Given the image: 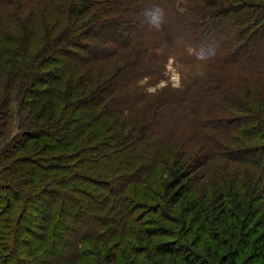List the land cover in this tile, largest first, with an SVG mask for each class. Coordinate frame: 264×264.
<instances>
[{"label":"trees","instance_id":"16d2710c","mask_svg":"<svg viewBox=\"0 0 264 264\" xmlns=\"http://www.w3.org/2000/svg\"><path fill=\"white\" fill-rule=\"evenodd\" d=\"M125 1L0 0V264H264V1L190 0L225 36L195 99L139 84L160 48Z\"/></svg>","mask_w":264,"mask_h":264},{"label":"rangeland","instance_id":"374dc122","mask_svg":"<svg viewBox=\"0 0 264 264\" xmlns=\"http://www.w3.org/2000/svg\"><path fill=\"white\" fill-rule=\"evenodd\" d=\"M149 1L150 0H137L134 4L130 2L131 4L129 6L127 4V0L125 1V4H122V6L121 4H117L115 6L117 11L123 13L122 15L130 14L133 20H137L135 22L138 25V30L142 31V28L147 26L152 28L150 30V34H145V36L151 41H156L159 44L160 49L155 51L156 53L153 54L152 59L153 63L158 65V67H155L153 72H150L143 79H141L139 84L143 87L146 86V92H148V94H156L165 88V92L168 94V96L173 93H182L183 91L185 97H191L192 95L193 99L198 98L199 96L194 95L200 94L196 91V87L195 91L193 92V86L195 85L196 81L195 78L208 74L212 71V67H210L208 62L205 60L208 54L206 53L204 55V51L210 48V40L216 41L212 43L213 45H211L213 48L218 43H220L222 38L225 37L223 36V32H217V30L214 28L209 31L210 29L207 28L205 31L211 32V36H209L210 33L208 32L209 35L206 37V39L210 40L208 43L205 42V45L200 41L203 39V36L202 31L199 30V28H201L199 25L203 23L198 22L199 20H194L195 23H198L191 27L184 26L186 23V17L184 15L188 13L186 6L189 5V3H191V6L197 3H193V1L190 0H165L166 3H163L164 0H160L159 3L152 4L156 8L147 10L148 7H150ZM194 2H197V0H194ZM165 5L168 6L167 12H165L164 7L162 8V6ZM143 8H145L147 11H144ZM165 14H167L169 17L167 16L168 19L166 27L163 29V31H161L158 27V21ZM223 21H226L224 24L225 29H227L230 24H232L228 22L229 20ZM195 33L196 35L194 36ZM121 34L122 33L118 31V33H115V37L118 38V36ZM191 42H193V44H190ZM200 46L204 47V51L200 49ZM263 49L264 44L260 46L255 44L254 46H251L250 50L252 52L249 53V55H251L252 58H263ZM121 57H123V59H121V65H123V63L126 61V58H124V56ZM9 94H12V92H9ZM4 95H8V93L4 90L3 78L0 75V99L2 98V101L4 99ZM151 99H154V97ZM145 105L142 107L140 106V110L137 111L138 116L142 113V108H144ZM214 109L218 108L214 106H208L201 113V117L204 118V113L207 115L206 117L214 115L216 113ZM138 116H135L133 113L130 116V119L135 120V118ZM229 117L232 119L231 115ZM6 120L7 118H0V133L4 134V138L9 139L17 132L18 125L17 120L13 123V120H8V122H6Z\"/></svg>","mask_w":264,"mask_h":264}]
</instances>
